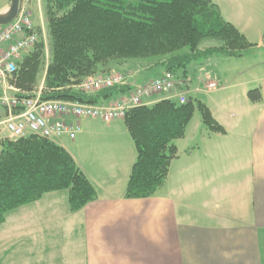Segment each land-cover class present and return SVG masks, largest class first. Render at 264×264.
Returning <instances> with one entry per match:
<instances>
[{
  "label": "crops",
  "instance_id": "0c3cea01",
  "mask_svg": "<svg viewBox=\"0 0 264 264\" xmlns=\"http://www.w3.org/2000/svg\"><path fill=\"white\" fill-rule=\"evenodd\" d=\"M229 1L224 11L211 0L252 47H264V0ZM148 67L146 73L153 69ZM257 80L261 102L251 103L243 89L236 95V121H230L223 100L204 104L224 132L206 129L204 140H182L185 129L174 142L177 153L165 182L149 198L124 197L136 152L120 122L90 119L82 132L77 120L80 140L62 148L97 198L70 212L67 192L57 191L24 208L16 237L28 246L16 250L15 264H264V75ZM136 84L126 82L130 89ZM164 98L153 95L144 102ZM39 229L47 233L35 235Z\"/></svg>",
  "mask_w": 264,
  "mask_h": 264
},
{
  "label": "trees",
  "instance_id": "16d2710c",
  "mask_svg": "<svg viewBox=\"0 0 264 264\" xmlns=\"http://www.w3.org/2000/svg\"><path fill=\"white\" fill-rule=\"evenodd\" d=\"M43 10L50 46L42 83L44 100L100 104L126 93L128 85L94 94L78 88L84 78L105 73L113 61L160 58L152 68L171 73L183 87L191 64L218 56L240 57L252 48L223 20L211 0H43ZM205 40L218 45L200 50ZM43 59L44 46L39 42L16 62L12 81L26 97L37 88ZM247 98L261 102L260 90L248 91ZM195 108L209 131L224 132L207 107L190 97L185 103L164 98L126 113L123 122L136 156L125 198H149L162 186L176 157L174 142L183 137ZM63 190L70 212L97 198L87 177L59 144L34 135L0 141V224L7 213Z\"/></svg>",
  "mask_w": 264,
  "mask_h": 264
},
{
  "label": "built area",
  "instance_id": "2783aa9c",
  "mask_svg": "<svg viewBox=\"0 0 264 264\" xmlns=\"http://www.w3.org/2000/svg\"><path fill=\"white\" fill-rule=\"evenodd\" d=\"M42 26L37 28L31 21V14L20 4L16 17L0 27V139L16 140L28 135L38 136L58 143L67 137L73 140L80 128L81 118L109 123L123 119L126 113L145 104L144 99L153 95L170 93L179 82L169 72L143 85L134 86L126 94L106 103L89 104L78 101L44 100L42 86L28 94L13 84L16 62L27 55L37 43L44 41ZM126 81L119 74L108 73L100 77L84 80L78 88L85 94L115 86H125ZM218 88L215 81H207L205 90ZM179 103L187 101L186 94L180 92ZM6 132V136L3 133Z\"/></svg>",
  "mask_w": 264,
  "mask_h": 264
},
{
  "label": "rangeland",
  "instance_id": "374dc122",
  "mask_svg": "<svg viewBox=\"0 0 264 264\" xmlns=\"http://www.w3.org/2000/svg\"><path fill=\"white\" fill-rule=\"evenodd\" d=\"M161 1H167V0H161ZM219 4L221 5L222 9H227V5L231 4V2L228 0L225 2V0H218ZM10 0H0V11L6 10L9 6ZM20 4L25 5V9L29 11L31 14V21L34 26L41 27L43 29L44 33V66L41 70L39 76H38V83L37 88L42 86L43 83V76L46 68V63L50 60V46H49V38H48V31H47V24H46V18L44 16V10H43V0H20ZM232 10V8H230ZM229 10V11H230ZM225 11V10H224ZM264 33V32H263ZM254 43H256V40L254 39ZM218 42L212 41V40H205L199 45V49H205L207 47H214L217 46ZM187 51L182 50V52ZM160 58L157 57H151V58H145V59H128L123 61H113L110 62L107 67L105 68V73H114L119 74L122 76V78L126 82H130L133 79H136L137 84L136 86L143 85L144 83L150 81L147 80L146 82H142L147 77H154L156 73L161 72L160 68H153L151 71L146 73L143 69L146 68H152L154 64H158L160 61ZM263 64V65H262ZM152 65V66H150ZM101 72L98 74L88 76L84 78L80 84L88 79L93 77H100ZM260 75H264V47H252L251 49H247L244 52H242L240 57H225V56H218V57H212L209 59L206 63L200 64V63H193L191 64L186 72V81L183 84L182 89L175 88L170 93H162L157 94L156 96L158 98L160 97H170L172 99H176V96L180 92L186 93V97H190L193 102H200L203 104H209L212 101H219L223 100L226 102V112L229 114L230 121H236L239 117V112L237 110L238 99L236 98V95H240L242 90L245 89L246 92L254 89H259L260 84L258 82V77ZM217 76H219L221 82H224V85L218 84V88L222 87L227 89L225 90H217L214 89L212 91L205 90L204 85L207 81H215ZM132 77V80H130ZM207 78V79H206ZM210 79V80H209ZM218 81V79H217ZM216 82V81H215ZM79 84V85H80ZM241 84V86H239ZM135 86V85H134ZM178 87V86H177ZM35 89V90H36ZM260 90V89H259ZM118 97H115L116 99ZM113 98L104 101V103L112 100ZM117 122H120V130H123V134H126L124 138L126 140H131L128 133L125 131L124 124L122 123V119H116ZM115 121V120H114ZM90 123V119L81 118L80 119V127L83 132V130L87 127V124ZM116 123V122H114ZM207 128L203 125L201 120V115L197 108H195L193 117L191 121L189 122L185 136L182 140H204L201 137V133L205 131ZM125 130V131H124ZM6 132L3 133V136H6ZM83 136V134H82ZM60 143H58L61 147H64L66 149H71V139H68L67 137H62L60 139ZM73 140H80V135H76V137ZM2 141V139H0ZM59 194H66V191H58ZM31 204V203H30ZM33 206L31 205H24L21 206L5 215V221L0 224V241H3L4 243L7 241L6 247L5 244L1 248L0 246V264H15V252L20 247H27L28 241L24 242L23 246L20 242V240H17L18 230H17V219H22L24 216V208H28ZM41 220V218H40ZM42 233H47L41 229H39V232H37L35 235L40 236ZM38 238V237H37ZM41 242H39L40 244ZM18 246V247H17ZM30 247L32 248V242H30ZM2 254H6V257L3 258ZM44 264V263H42Z\"/></svg>",
  "mask_w": 264,
  "mask_h": 264
},
{
  "label": "water",
  "instance_id": "95a60500",
  "mask_svg": "<svg viewBox=\"0 0 264 264\" xmlns=\"http://www.w3.org/2000/svg\"><path fill=\"white\" fill-rule=\"evenodd\" d=\"M20 0H10L6 10L0 11V27L7 25L16 17Z\"/></svg>",
  "mask_w": 264,
  "mask_h": 264
}]
</instances>
